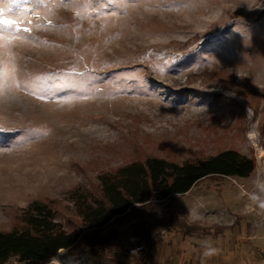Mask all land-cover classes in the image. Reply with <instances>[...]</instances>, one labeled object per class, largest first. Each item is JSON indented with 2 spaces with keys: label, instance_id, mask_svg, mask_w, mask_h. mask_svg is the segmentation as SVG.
<instances>
[{
  "label": "rangeland",
  "instance_id": "obj_1",
  "mask_svg": "<svg viewBox=\"0 0 264 264\" xmlns=\"http://www.w3.org/2000/svg\"><path fill=\"white\" fill-rule=\"evenodd\" d=\"M9 6L0 0V19L28 31L0 25V231L35 201L82 229L75 192L99 196L102 173L235 149L256 160L249 177H208L83 229L41 264H264V0ZM134 243L146 246L138 258Z\"/></svg>",
  "mask_w": 264,
  "mask_h": 264
},
{
  "label": "trees",
  "instance_id": "obj_2",
  "mask_svg": "<svg viewBox=\"0 0 264 264\" xmlns=\"http://www.w3.org/2000/svg\"><path fill=\"white\" fill-rule=\"evenodd\" d=\"M256 167L254 158L235 149L194 161L176 162L158 156L132 161L99 176V196L88 191L82 194L75 192L82 229L64 228L56 221L52 208L45 203L35 201L23 209L21 226L0 231V264L13 257L29 264H41L55 257L60 250L71 249L78 244L85 238L83 229L95 233L109 226L113 219L130 214L136 207L185 194L205 178H247ZM134 235L141 238L150 234L148 231H134ZM116 240L114 231L108 242Z\"/></svg>",
  "mask_w": 264,
  "mask_h": 264
},
{
  "label": "snow or ice",
  "instance_id": "obj_3",
  "mask_svg": "<svg viewBox=\"0 0 264 264\" xmlns=\"http://www.w3.org/2000/svg\"><path fill=\"white\" fill-rule=\"evenodd\" d=\"M24 0H10V6L8 8V12L11 14V15H16L17 13L13 11V8L11 7L12 4H16V5H19L21 3H23ZM36 3H40L41 0H35ZM0 25H4L6 28L8 29H11L13 27H15V30L17 32H20V31H24V32H27L28 29L27 28H23L21 29L17 23L16 20H11V19H0Z\"/></svg>",
  "mask_w": 264,
  "mask_h": 264
},
{
  "label": "built area",
  "instance_id": "obj_4",
  "mask_svg": "<svg viewBox=\"0 0 264 264\" xmlns=\"http://www.w3.org/2000/svg\"><path fill=\"white\" fill-rule=\"evenodd\" d=\"M146 250V246L143 243H134L127 249V254L131 257H139Z\"/></svg>",
  "mask_w": 264,
  "mask_h": 264
},
{
  "label": "bare ground",
  "instance_id": "obj_5",
  "mask_svg": "<svg viewBox=\"0 0 264 264\" xmlns=\"http://www.w3.org/2000/svg\"><path fill=\"white\" fill-rule=\"evenodd\" d=\"M55 264H60V261L58 259L54 260Z\"/></svg>",
  "mask_w": 264,
  "mask_h": 264
}]
</instances>
